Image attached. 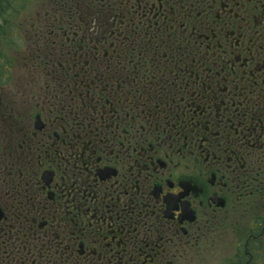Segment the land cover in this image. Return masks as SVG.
<instances>
[{
  "label": "flooded vegetation",
  "instance_id": "flooded-vegetation-1",
  "mask_svg": "<svg viewBox=\"0 0 264 264\" xmlns=\"http://www.w3.org/2000/svg\"><path fill=\"white\" fill-rule=\"evenodd\" d=\"M39 5L0 61V264H264V0Z\"/></svg>",
  "mask_w": 264,
  "mask_h": 264
},
{
  "label": "rangeland",
  "instance_id": "rangeland-1",
  "mask_svg": "<svg viewBox=\"0 0 264 264\" xmlns=\"http://www.w3.org/2000/svg\"><path fill=\"white\" fill-rule=\"evenodd\" d=\"M40 0H17L11 1L7 7L0 8V61L8 58L13 62L23 59V47L25 41L30 39L31 33L41 27L40 17L36 14ZM20 5V12L17 10ZM17 8V9H16ZM23 10V11H22ZM10 23L6 28L2 26L7 20ZM21 44V46H20ZM1 64V63H0ZM20 62H18V65ZM17 73V71H16ZM20 73V72H19ZM19 73L15 74L18 77ZM1 74V72H0ZM3 76H0L2 80ZM203 264H239L234 256L223 255L220 252L202 259ZM252 264H255L254 262Z\"/></svg>",
  "mask_w": 264,
  "mask_h": 264
},
{
  "label": "trees",
  "instance_id": "trees-1",
  "mask_svg": "<svg viewBox=\"0 0 264 264\" xmlns=\"http://www.w3.org/2000/svg\"><path fill=\"white\" fill-rule=\"evenodd\" d=\"M2 7H4V3H3V1L2 2L0 1V8H2ZM0 18H2V16H0Z\"/></svg>",
  "mask_w": 264,
  "mask_h": 264
}]
</instances>
